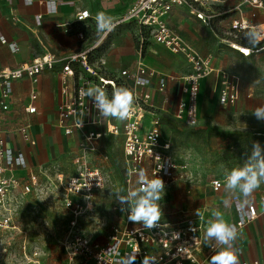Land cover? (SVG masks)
<instances>
[{"label": "built area", "instance_id": "1", "mask_svg": "<svg viewBox=\"0 0 264 264\" xmlns=\"http://www.w3.org/2000/svg\"><path fill=\"white\" fill-rule=\"evenodd\" d=\"M237 1L236 10L241 12L246 6L263 10L264 0H133L132 5L122 18L112 22L110 31L100 32L93 46L65 59H59L53 53H46L33 59L30 63H21L17 67H3L0 65V233L7 234L19 231L16 216L23 204L24 197L36 193L41 195L42 184L40 178L46 177L50 169H40L38 172L30 168L26 156L15 152L6 145V136L16 134L22 139L36 145L31 138L32 125L27 119L36 115L35 105L40 93L35 86L45 73L56 74L61 84V98L57 106V127L66 136L82 137L81 150L86 151L87 145L99 140L105 133L102 131H88V128L106 126V133L113 136H124L125 177L123 190L135 189L137 174L144 170L149 178L157 174L163 179L165 187L185 178L179 175L180 167L169 154L170 144L163 141L162 117L151 109L150 94L147 92L157 75L149 69L143 61V53L149 43L159 44L172 54L186 58L192 73L183 78L182 98L175 112V119L187 127H197L200 123L199 93L201 82L210 76L214 69L211 57H202L177 36L170 25V17L175 9H185L188 13L212 30L213 21L217 18L215 7ZM27 7L39 3L44 7L45 15H56L63 0H23ZM36 27L42 26L43 14L36 16ZM91 13L86 9H79L72 24L64 25L66 33L71 32L74 24H85L92 20ZM12 25L21 23L18 15L11 18ZM122 25H132L136 28L138 42V60L134 72H122L121 77L133 82L130 87L122 78H104L102 67H95L90 62L93 52L105 45L112 33ZM253 29H264L263 26H250L244 21L232 24V36ZM83 39V33H78ZM260 42H264L261 39ZM0 43L6 45L13 55L20 52L16 42L8 41L0 36ZM230 46V43H226ZM244 57L257 55L264 47H250ZM101 66L104 62L101 61ZM22 80H29L34 88L30 91L26 101L19 109H14V84ZM218 101L222 107L236 106L240 97V80L229 73H221ZM94 85L104 87L112 92L114 87L129 89L135 98L131 114L123 124L112 123L104 119L97 123V112L92 101L81 94V90ZM166 78L160 77L159 91L164 92ZM15 113V114H14ZM23 114V118L19 117ZM14 114V115H13ZM83 119L82 127L78 121ZM15 122L13 125H11ZM264 129V122H262ZM264 140V134L258 136ZM79 140V142H80ZM75 164L80 172L71 176L64 185V175H60L58 183L63 186L65 196L64 207L75 219L69 225L67 234L58 241L63 250L62 259L58 264H206L217 248H211L204 242V232L207 227V210L196 213H184L178 221H160V227L147 229L142 224L128 220V211L114 195L112 211L120 217V223L111 229L105 242H99L82 232L78 219L86 214L94 213L96 192L103 191L106 181L98 168L90 166L85 156L78 157ZM182 169V168H181ZM185 169V168H183ZM214 191L223 188L224 182L215 180L211 183ZM264 200V198H263ZM85 209L83 208V203ZM238 232L248 233L249 226L259 217L255 205H244L238 196L233 197ZM242 205V206H241ZM114 248L115 251H109ZM23 249V264H42L41 253L36 248L28 256L27 245ZM0 255L6 253V247L0 236ZM240 264H264V262H242Z\"/></svg>", "mask_w": 264, "mask_h": 264}, {"label": "crops", "instance_id": "2", "mask_svg": "<svg viewBox=\"0 0 264 264\" xmlns=\"http://www.w3.org/2000/svg\"><path fill=\"white\" fill-rule=\"evenodd\" d=\"M132 3L133 0H63L59 5L58 14L49 16L44 14V7L39 3L27 7L23 0H0V36H4L10 42H16L20 48V52L13 55L6 45L0 43V65L14 68L21 63H30L33 59L46 53H53L59 59H65L73 53L83 51L95 44L100 33L97 31L96 23L98 14L103 13L110 18L111 22H115L126 14ZM237 4V1H231L215 7L217 18L213 21L212 30L192 17L185 9H175L170 17V25L177 36L200 56L212 58L214 72L201 82L200 87V120L202 114L208 113L210 116L214 114L216 106L224 109L233 108L220 106L217 92L220 74L229 73L239 78L241 94L242 80L236 73L243 72V65L239 64L238 56L244 59L254 56L259 59L264 58V49L259 54L247 58L236 50L235 45L244 47L248 51L250 47H264V42H259L255 46L249 44L245 38L248 31L239 33L238 38L231 35L232 24L236 21L242 20L250 26L264 25L263 10L246 6L239 12L236 10ZM79 9L88 10L93 19L85 24L72 25L71 32L66 33L63 26L73 23ZM14 14L21 19V23L17 26L12 25L11 22ZM39 14H43V21L42 26L37 28L35 18ZM81 32L84 35L83 39L78 36V33ZM226 43H230V46ZM138 50L136 28L132 25H123L112 33L105 45L91 54L90 62L95 67H102L101 75L104 78H122V72L126 70L134 72L138 60ZM101 61L104 62V66L100 65ZM143 61L149 69L157 74L147 90L150 94L151 109L157 112L162 119L165 117L175 119L174 115L182 98L183 78L192 73L190 65L184 56L172 54L164 46L155 43H149L146 46ZM162 76L166 78L164 92L159 91V80ZM123 81L133 87L131 80L124 78ZM33 88L34 86L29 80H22L14 84V109L21 107V103L27 100ZM35 89L40 93L35 103L38 113L27 119L32 125L31 138L35 140L36 145L32 146L16 134L6 136V145L15 152L23 153L30 168L38 172L42 168L50 169L56 166L63 156L73 150L76 142L79 143L80 139L77 135L66 136L56 125L57 106L61 98V84L58 76L53 73L43 74ZM108 93L110 95V92ZM19 117L23 118L24 116L19 113L18 117L12 120H17ZM109 119L118 125L124 123V121ZM87 130L103 131L106 130V126L88 128ZM210 188L215 193L223 189L216 192L211 183ZM234 196H238L244 205H255L259 211L258 219L249 226L248 233L239 231L238 238L232 242L231 247L237 255V264L264 262V190H258L255 198L251 201L244 200L239 194L231 196V219L229 220L231 224L237 221L233 203ZM218 206L217 203L216 207ZM202 209H208L207 202L198 208L188 207L180 214L196 213L197 210ZM207 216L208 214H206ZM219 252L220 248L218 247L206 264H211L212 258Z\"/></svg>", "mask_w": 264, "mask_h": 264}, {"label": "rangeland", "instance_id": "3", "mask_svg": "<svg viewBox=\"0 0 264 264\" xmlns=\"http://www.w3.org/2000/svg\"><path fill=\"white\" fill-rule=\"evenodd\" d=\"M237 58L243 65V72L236 73L242 80L236 106L227 109L216 106L214 114H202L199 126L194 128L172 117H165L162 121L163 141L170 144L169 154L180 167L178 174L185 178L165 187V195L160 201L163 211L160 221H178L182 216L180 213L188 207L198 208L207 202V221L215 210H219L229 222L231 196L239 194L243 197L238 191L228 192L224 187L218 193L210 188V183L215 180L224 182L226 170L243 164L254 142L264 147V140L258 138L264 134L262 121L252 115L256 107L264 105V58ZM102 132L105 135L87 145L86 151L81 150L83 138L80 137V142L62 157L56 169L40 178L41 195L33 193L24 197L15 219L19 231L0 233L6 247V253L0 255V264H23L24 245H27L28 256L32 255L34 248L42 254V264L60 262L63 250L58 241L67 234L75 219L64 207L65 191L58 178L64 175L65 185L71 176L80 172V167L75 164L78 157L85 156L90 166L98 168L106 181L104 190L96 192L94 213L77 220L79 228L86 235L105 242L112 227L120 223V217L112 211V204L115 191L124 189V136L109 135L106 130ZM258 190H264V183L243 199L251 201ZM225 200L229 201L227 206ZM82 204L85 209L84 202Z\"/></svg>", "mask_w": 264, "mask_h": 264}, {"label": "clouds", "instance_id": "4", "mask_svg": "<svg viewBox=\"0 0 264 264\" xmlns=\"http://www.w3.org/2000/svg\"><path fill=\"white\" fill-rule=\"evenodd\" d=\"M97 31H110L113 27L110 18L100 13L96 17ZM249 44L255 46L264 39V29H253L246 33ZM81 94L92 101L97 112V123L104 119L125 121L129 118L135 103L131 91L125 87H114L111 94L100 86H89L81 90ZM252 115L264 122V105L256 107ZM83 119L78 121L82 127ZM264 183V147L259 142H254L250 154L241 166L226 170L224 173V188L228 192H239L245 199L250 196L260 185ZM135 189L125 191L117 189L114 193L122 206V210L128 211V220L132 223L142 224L147 229L160 227L163 216L160 201L165 195V183L155 174L149 178L144 170L137 174ZM227 206L229 201H224ZM242 206V205H241ZM196 215L200 213L197 210ZM238 238V229L235 224L229 223L224 214L215 210L212 218L207 221L204 232V242L211 248H220L218 255L212 258L211 264H237V255L231 247L232 242ZM109 251H115L109 248Z\"/></svg>", "mask_w": 264, "mask_h": 264}, {"label": "bare ground", "instance_id": "5", "mask_svg": "<svg viewBox=\"0 0 264 264\" xmlns=\"http://www.w3.org/2000/svg\"><path fill=\"white\" fill-rule=\"evenodd\" d=\"M232 47H234V46H232ZM235 48H236V50L240 51L243 55H244L245 53H247V54L249 53V51L246 50L244 47H241V46L235 45Z\"/></svg>", "mask_w": 264, "mask_h": 264}]
</instances>
